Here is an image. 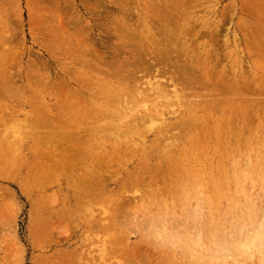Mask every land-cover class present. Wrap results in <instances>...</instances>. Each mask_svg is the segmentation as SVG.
Here are the masks:
<instances>
[{"label":"rangeland","instance_id":"1","mask_svg":"<svg viewBox=\"0 0 264 264\" xmlns=\"http://www.w3.org/2000/svg\"><path fill=\"white\" fill-rule=\"evenodd\" d=\"M260 218L264 0H0V264H221Z\"/></svg>","mask_w":264,"mask_h":264},{"label":"bare ground","instance_id":"2","mask_svg":"<svg viewBox=\"0 0 264 264\" xmlns=\"http://www.w3.org/2000/svg\"><path fill=\"white\" fill-rule=\"evenodd\" d=\"M156 87H158L157 84H156ZM173 90H175V88H173ZM177 94L178 93H176V95ZM259 220L260 222L256 221V223H259L258 225L256 224V226H254L255 222L253 226L251 225L252 227L249 224L245 223L247 224V226L249 225L248 228H246L247 226L242 227L239 225L240 226L239 230L237 231L236 229V232H238V234L236 232L235 234L232 231L234 233V235H232L231 233L232 236L224 237V234L223 236L222 235L219 236L218 234L220 232L216 231L218 233H216L215 235L216 236L218 235V237L216 236L214 237L210 233L212 230L211 231L209 230L210 232L208 231L206 236L208 237V234L211 236L210 239L212 241V247H213V249L212 250L210 249L209 251V252H212L210 255L212 256L211 260H215L218 262L221 261L220 262L221 264H254L255 260H257L256 255H258L257 264H264V221H263V218H260ZM155 235L157 234L155 233ZM162 235L165 236L166 233L164 234L162 233L160 236L162 237ZM200 238L201 236L198 237V239L196 240V243L193 241L198 246L192 253H190V255L195 257L196 260L198 261H202L206 259L207 256H209L208 249L204 247V244L200 243ZM193 242L191 243L192 245H193ZM195 247L196 246H194V248Z\"/></svg>","mask_w":264,"mask_h":264}]
</instances>
